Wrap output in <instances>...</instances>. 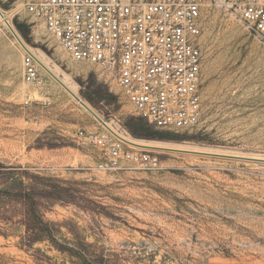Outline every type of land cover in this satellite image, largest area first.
Returning <instances> with one entry per match:
<instances>
[{
	"label": "rangeland",
	"instance_id": "rangeland-1",
	"mask_svg": "<svg viewBox=\"0 0 264 264\" xmlns=\"http://www.w3.org/2000/svg\"><path fill=\"white\" fill-rule=\"evenodd\" d=\"M27 1L0 0V264H264V40L208 7L202 117L158 129L107 72L71 60ZM6 21L113 130L156 145L144 147L158 168L95 170L75 134L104 127L38 64L40 84L23 81ZM32 205L50 235L31 237Z\"/></svg>",
	"mask_w": 264,
	"mask_h": 264
},
{
	"label": "built area",
	"instance_id": "built-area-1",
	"mask_svg": "<svg viewBox=\"0 0 264 264\" xmlns=\"http://www.w3.org/2000/svg\"><path fill=\"white\" fill-rule=\"evenodd\" d=\"M211 5L230 10L264 40V0H28L24 8L71 60L112 76L136 116L154 128L182 130L203 113L201 37ZM17 37L22 79L40 84L36 56ZM75 138L94 150L97 171L159 166L157 155L110 130L79 129Z\"/></svg>",
	"mask_w": 264,
	"mask_h": 264
},
{
	"label": "bare ground",
	"instance_id": "bare-ground-1",
	"mask_svg": "<svg viewBox=\"0 0 264 264\" xmlns=\"http://www.w3.org/2000/svg\"><path fill=\"white\" fill-rule=\"evenodd\" d=\"M20 6H21V4H20ZM19 7V6H18ZM15 11V10H14ZM1 12V11H0ZM2 13V16L0 15V20H2V19H6L7 18V16H8V13L7 12H1ZM11 14V13H10ZM4 17V18H3ZM7 20V19H6ZM8 24H9V26L11 27V28H13L12 27V25L9 23V21H8ZM7 25V24H6ZM9 26H8V28H9ZM14 39L17 41H19V39H18V37H17V35L16 34H14ZM29 49L35 54V56H36V61H37V64L39 65V67L41 68V70L43 71V72H45L48 76H50V78L52 77V78H54L55 80H57L58 82H59V84H61L64 88H66L68 91H70V94L77 100V102L79 103V105L84 109V110H87L89 113H91L92 114V116L104 127V129H107V130H110V131H112V132H114L115 134H118L121 138H123L124 140H126V141H128V142H130V143H132L134 146H136V147H142V148H145L144 146H149V147H155L156 145H153V144H151V145H144L143 143H141V142H138V141H136L135 139H133V138H131L130 136H128V135H124V134H122V133H120V132H117V131H115V130H113L112 128H111V125L107 122V121H105L101 116H99L97 113H95L93 110H92V108L90 107V105L84 100V99H82L79 95H78V93L76 92V90H75V88L72 86V87H70L68 84H67V81L66 80H63V79H61V78H59L58 76H57V71L55 72V71H53L48 65H47V63L45 62V60L41 57V56H39L36 52H34L33 51V49L31 48V47H29ZM74 68V67H73ZM77 71V70H76ZM67 84V85H66ZM72 88V89H71ZM36 94V93H35ZM72 97V98H73ZM153 143V142H152ZM155 144V143H154ZM159 144V143H158ZM161 144V143H160ZM159 144V145H160ZM159 145H158V147H159Z\"/></svg>",
	"mask_w": 264,
	"mask_h": 264
},
{
	"label": "trees",
	"instance_id": "trees-1",
	"mask_svg": "<svg viewBox=\"0 0 264 264\" xmlns=\"http://www.w3.org/2000/svg\"><path fill=\"white\" fill-rule=\"evenodd\" d=\"M17 29L21 33H24V25L23 24H17ZM29 212H30L29 213L30 219L33 220V222L36 224V226H35L36 232L31 233V237H33V239H36V238L40 237V235L43 233H47V235H50V230L47 228V225L45 223H43L41 218L37 215L33 205L30 206Z\"/></svg>",
	"mask_w": 264,
	"mask_h": 264
},
{
	"label": "water",
	"instance_id": "water-1",
	"mask_svg": "<svg viewBox=\"0 0 264 264\" xmlns=\"http://www.w3.org/2000/svg\"><path fill=\"white\" fill-rule=\"evenodd\" d=\"M0 15L2 16V13L0 12ZM5 24H7V27L9 26V24H8V22L6 21L5 22ZM13 34H15V32H14V30H13V28H11L10 26H9V28H8Z\"/></svg>",
	"mask_w": 264,
	"mask_h": 264
}]
</instances>
